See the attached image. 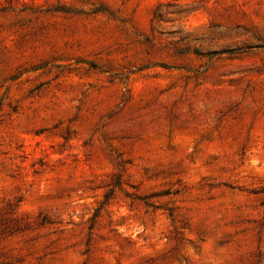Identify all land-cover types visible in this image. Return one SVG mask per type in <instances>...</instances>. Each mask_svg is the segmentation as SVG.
Listing matches in <instances>:
<instances>
[{
	"label": "rangeland",
	"instance_id": "obj_1",
	"mask_svg": "<svg viewBox=\"0 0 264 264\" xmlns=\"http://www.w3.org/2000/svg\"><path fill=\"white\" fill-rule=\"evenodd\" d=\"M0 264H264V0H0Z\"/></svg>",
	"mask_w": 264,
	"mask_h": 264
}]
</instances>
